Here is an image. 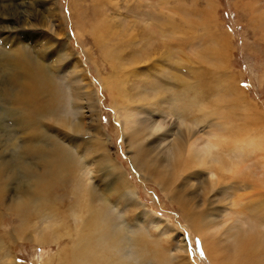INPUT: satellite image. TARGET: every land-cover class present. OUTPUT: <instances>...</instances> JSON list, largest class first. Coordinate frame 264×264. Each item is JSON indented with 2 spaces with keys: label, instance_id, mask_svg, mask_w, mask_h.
I'll return each mask as SVG.
<instances>
[{
  "label": "rangeland",
  "instance_id": "obj_1",
  "mask_svg": "<svg viewBox=\"0 0 264 264\" xmlns=\"http://www.w3.org/2000/svg\"><path fill=\"white\" fill-rule=\"evenodd\" d=\"M95 28L107 35L102 45ZM18 57L35 70L41 94L15 87V77L28 68L9 73L10 59ZM179 79L183 91L203 93L206 102L216 88L209 107L219 105L218 113L203 110L209 117L193 125L169 105L159 112L148 104L171 99ZM112 84L122 86L127 99ZM37 96L45 106L38 107ZM219 113L230 118L225 127L242 131L234 136L245 144L230 153L212 149L216 158L204 162L206 141L217 139L210 131ZM56 114L69 118L56 122ZM186 128L196 143L188 158L181 151ZM55 143L56 171L42 175L36 150ZM22 147L33 149L24 161L33 167L31 178L18 164ZM104 153L119 166L113 175L126 179L117 184L124 193L117 203L110 191L116 177L102 175ZM219 154L226 165L241 166L237 177L221 180L217 171L219 179L212 180L204 165L216 164ZM74 161L83 184L96 195L109 193L105 221L113 222L131 264H237L242 241L256 264H264V221L258 213L247 215L264 202V0H0V264L72 263V241L81 233L48 214L49 204L33 212L30 199L56 195L54 182L75 172ZM16 210L27 218L13 219ZM89 215L85 208L82 221ZM187 215L200 218L201 227ZM138 236L150 243L140 258L129 247ZM214 244L223 257L216 263Z\"/></svg>",
  "mask_w": 264,
  "mask_h": 264
},
{
  "label": "bare ground",
  "instance_id": "obj_2",
  "mask_svg": "<svg viewBox=\"0 0 264 264\" xmlns=\"http://www.w3.org/2000/svg\"><path fill=\"white\" fill-rule=\"evenodd\" d=\"M92 28H94V27H92ZM93 33L95 34L94 38L96 39L97 43L102 45V42H105V38L107 35H105L101 31L96 30V28H95V30H93ZM213 53H214V51H213ZM105 57H107V59H109V58L112 59V54L111 53H105ZM221 58H222V56H221ZM10 61H11L12 67H13V70L9 71V73L11 75L14 74L17 70H19V68H21V70H22L24 67L27 66L25 60L20 58V57H18L17 59H14V60L10 59ZM116 68H117V66H116ZM169 69L173 70L174 68L169 67ZM24 70H25V72H22V76L15 77V79L13 81L15 83V87H18V88L23 89L25 91H27L28 89H31V92H33V96L36 94H41V90L36 88L37 87V84H35L36 83V81H35L36 77L34 76L35 70L34 69L31 70V68H29V67L25 68ZM113 70H116V69H113ZM172 73H173V71H172ZM221 79L225 80V76L222 74H221ZM38 81H40V79ZM179 84H180V86H178V85L175 86V84H173V86L175 88V94L173 97H171V99L166 100L165 97H162L160 100L159 99H152V100H149L148 104H150L151 106H155L159 112H166L167 111L166 108L169 105V108L172 110L171 112L174 111V113H176L178 115H186V116L190 117V119L193 122V125L194 124L199 125L203 121H206V119L209 117V116H205V114L202 112L203 110L207 111L209 114L213 113V112L218 113L219 105L209 107L213 102L214 96H216L215 95V93L217 91L216 88L210 87L212 94H209V97L212 96L213 99L209 102H206L202 98L203 93L190 94L185 90L183 91L181 79H179ZM218 85L221 86V88L223 89V92L227 88V87H222L221 82ZM38 86H39V84H38ZM111 87L113 89H116V92H118V96L121 94V96H119V97H121V99H127V98H125V93H124L122 86L112 84ZM111 87H110V89H112ZM115 97H116V95H115ZM35 98L38 100V107L45 106L46 101L43 98L40 99V96L39 97L37 96ZM147 100H148V98H147ZM142 102H144V101H141V103ZM128 106H129V104L125 105V108L127 109ZM133 107L135 108V106H133ZM204 107H207V108H204ZM55 118H56V122H64V120H68L69 117H65L63 115L58 116V114H56ZM215 120H216V123L218 124V126H216L217 128H215V129L213 127V130L210 132L212 135L216 136L217 139H216V141H212L210 139H208L206 141L207 142V148H205L206 149L205 151H204V149L202 150V151H204L203 158H202L204 162L207 159H210V161H211V159L216 158V155L215 156L211 155L212 149L219 148L217 150H219L220 152L230 153L232 151V148H237V147L243 146L245 144V140L242 138L243 136L242 137L241 136H234V135L242 134V131H236L233 128L225 127L224 124L226 122L228 124L230 123V118H228V116L224 115V113H219ZM219 127H220V129H218ZM236 128H237V125H236ZM186 129H188L187 135L189 137L187 138L186 141L184 139L183 142L181 143V145L184 147V149L181 151L184 152L185 154H187L185 156L188 158L189 156H191L192 152H194V146H196V143L194 141V136L191 135V129L190 128H186ZM230 135H232V137L234 136V138L231 139ZM245 136L247 137V135H245ZM246 142H251V141L246 140ZM205 147H206V145H205ZM22 152H23V157L18 162L19 167L24 169L23 173L26 175L27 178H31V177H33V167L26 165L24 161H25V159H27L28 157L33 155V149L28 148V147H22ZM36 152L39 153V155H40L39 163H40L42 175H48L49 173L55 172L56 171L57 158H58V154L60 152V146L57 143H55V144H53L52 148H40V149H37ZM106 153L108 154V152H106ZM226 153H222V155L223 154L225 156L228 155ZM107 154L104 153V160L108 163V167L106 169H104L106 174L102 173V175L104 176L105 179L110 178V180H113L114 177H116L113 175L115 167L119 169V166L115 165L112 162V160L109 159ZM222 155L219 154L220 157L219 156L217 157L218 159H217L216 164H218L219 166L216 164H213L212 162H210V164H208V165H204V167L208 168L207 170L211 174V177L213 178L212 180H214L215 182H217L219 177L222 180L224 175L229 176L228 178H230V179H234L235 177L238 176V175L236 176V174L240 173V171H241V166L237 165V163L234 160H232L231 163L226 165L224 163L225 158L224 157L221 158ZM192 158H193L192 161L195 162V157H192ZM77 162L76 161L73 162V169L75 171L74 173L72 170V172H69L68 175L64 179L56 180L54 182L53 187L57 191L56 195H53V196L48 197V198L37 197V196L33 195V197L30 199V205H33V212H35L37 207H40L44 204H49L53 208L48 212V214L61 217L63 220H65L68 223V227L71 225V223L75 224L74 225L75 230H77L78 233H81V235L78 237L77 240L72 241L71 259H73V261L71 264H131L132 261H131L130 257L127 256V255H131V254L128 253L127 255H124L123 244L119 243V241H120V239L118 238L119 235L116 234L117 230H114L115 227L113 226V222L111 221V223H109V222L105 221L106 219H109L107 212H105L106 210L104 207L105 201H108L109 193L104 194V195H96L94 193V190L91 187H88V185L83 184L84 182L82 183L81 178H80L82 176V174H81L82 167L76 166ZM217 171L223 173V175L217 177ZM117 173L118 172H116V174ZM75 174H76V177H75ZM111 176H113V179ZM116 179H117L116 181H113V184L110 187V191L112 194L116 195L115 202L117 203L118 198L121 199L124 196V193L121 192L120 187L117 184L118 183L125 184L126 179L121 175L117 176ZM234 182H235L234 186L237 187L238 181L236 182V180H234ZM82 185H83V187H82ZM81 187H82V191H81ZM85 192L87 193L88 196H85ZM223 192H228V191L225 190V188H224ZM238 196L240 198V195H238ZM98 197H103V198H98ZM100 200H101L102 205H99L100 204L99 203L98 205L93 206L90 202V201H96V202L99 201L100 202ZM57 202H59V204H61V206L66 209L65 210L66 213H60L59 212L61 210L59 209ZM257 203L259 204L260 208L253 207L249 211L250 213L247 210H244L242 208H240L238 211L242 214L243 213H245V214L249 213L247 215H251L253 213H258L257 214L258 219L260 221H264V215H261V213L264 212V202H262L260 200ZM85 208L87 211L90 212V215H89V217H87L86 219H84L82 221V214H83V210ZM230 209H231V207H230ZM187 217L191 222H194L195 226H197L198 228L201 227L200 225H202V224L198 223L200 221V220L198 221V219H200V218L196 219L190 215H187ZM26 218H27V213H25L24 211H21V210L15 211L13 219H18L19 221H24ZM81 221H82V223H81ZM108 228H110V231L108 230ZM204 230H206V229H204ZM66 234L68 235V238H71V236L68 233V230L66 231ZM122 234L124 235V232ZM138 237L139 238L136 237V239L131 241L132 244L129 247L132 246L134 251H135L134 253H136V257L140 258V256L143 254L142 252L147 251V249L148 248L150 249V247L149 246H148V248L146 247L147 242L144 243V238H142L143 240H141V237L140 236H138ZM123 239H125V238H123ZM253 241H254V239H253ZM248 242H249V240H248ZM138 244L142 245L143 247L142 248L137 247ZM242 244H243V241H242ZM261 244L262 243H260V245ZM241 245H238V247H237L238 249H241L242 251L239 253L240 255L235 258V261H238V263L243 262V264H252V263L256 264L258 260H255L256 258H254V253L253 252L251 253L252 247L250 248V245H248V243L243 245V247ZM218 246L219 245H217V244H214L213 246H209L210 252L212 253L211 256L213 257V259H215V263H216V261H220L221 259H223L222 255L219 254V250L221 252L222 248L220 249ZM261 248L260 249L258 248L259 252H261ZM255 249H257V248H254L253 250H255ZM229 251H231V250H229ZM162 252L163 251L160 252L161 253L160 255H162ZM232 252H233V250H232ZM263 253H264V251H263ZM76 255H79V256L75 257ZM148 256H149V254H148ZM226 256H227V254H226ZM143 257H145V255ZM227 257L232 258V254H230V256L228 254ZM60 259H61V261H64L65 260L64 255L61 254ZM258 259H260V257ZM48 260L49 261L53 260V257H49ZM240 261H242V262H240ZM222 263H224V262H222ZM156 264H158V262Z\"/></svg>",
  "mask_w": 264,
  "mask_h": 264
}]
</instances>
